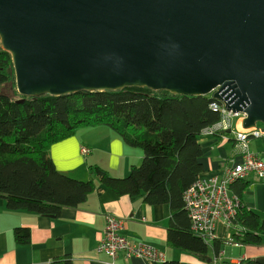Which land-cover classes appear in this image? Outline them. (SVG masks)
<instances>
[{"label":"water","instance_id":"95a60500","mask_svg":"<svg viewBox=\"0 0 264 264\" xmlns=\"http://www.w3.org/2000/svg\"><path fill=\"white\" fill-rule=\"evenodd\" d=\"M0 44L21 96L211 94L264 132V0H0Z\"/></svg>","mask_w":264,"mask_h":264},{"label":"trees","instance_id":"16d2710c","mask_svg":"<svg viewBox=\"0 0 264 264\" xmlns=\"http://www.w3.org/2000/svg\"><path fill=\"white\" fill-rule=\"evenodd\" d=\"M214 102L221 105L211 94L179 96L148 88L24 97L17 90L12 56L0 44V199L10 211L42 216L79 208L95 191L96 182L60 173L49 151L81 129L107 127L125 144L140 149L144 158L126 178H113L100 167H91L98 182L120 197L143 199L149 206L169 205L171 247L198 259H212L211 264H231L218 263L224 255L219 238L208 243L192 231L184 202V194L204 172L202 133L221 118L210 109ZM246 190L244 185L235 192L242 199ZM229 229L233 245L264 246V219L256 212L241 206ZM30 233L16 229V242L29 244ZM55 264L73 262L64 259ZM236 264L259 263L248 258Z\"/></svg>","mask_w":264,"mask_h":264},{"label":"crops","instance_id":"0c3cea01","mask_svg":"<svg viewBox=\"0 0 264 264\" xmlns=\"http://www.w3.org/2000/svg\"><path fill=\"white\" fill-rule=\"evenodd\" d=\"M234 129L225 136H202L201 163L204 172L199 179L220 174L240 160L241 152L236 145ZM83 148L89 149L90 153L83 155ZM250 149L264 157V136L251 139ZM49 155L57 171L77 181H94L96 189L79 208H64L59 216L10 211L6 201L0 199V264H55L64 259H70L73 264H155L150 259H128L124 255L113 260L98 252L108 216L123 221L121 235L129 242L161 252L165 262L212 263V259H198L168 244L172 219L169 205L149 206L143 199L117 196L93 176L90 169L97 166L113 178H126L132 168L140 166L143 161V152L125 144L112 129H81L74 137L53 145ZM244 185H247V190L243 192L242 206L264 219V180L252 177L239 181L231 187V193L237 194L235 190ZM19 228L30 230L29 244L19 245L16 242L14 232ZM217 234L223 242L224 253L218 263L236 264L244 259L264 257V246L231 244L233 231L222 224L218 226ZM225 245L231 247L230 253L225 251ZM210 258L215 257L210 255Z\"/></svg>","mask_w":264,"mask_h":264},{"label":"built area","instance_id":"2783aa9c","mask_svg":"<svg viewBox=\"0 0 264 264\" xmlns=\"http://www.w3.org/2000/svg\"><path fill=\"white\" fill-rule=\"evenodd\" d=\"M210 109L220 114V121L205 129L202 136H216L231 132L234 129L236 145L241 152L240 160L232 167H227L220 174L212 175L207 179H198L184 194L185 209L191 222L194 233L210 243L218 238L217 228L220 224L226 228L233 227L241 206L238 195L231 193V187L252 177L264 180V157L250 149V140L264 136L263 127L257 125L251 129L243 128L245 115L229 111L224 104L214 102ZM83 155L90 150L82 149ZM123 221L112 216L107 217L104 238L98 252L108 255L115 260L119 255L125 258H146L160 263L164 255L157 250L144 245H134L129 242L121 231ZM238 246V245H237Z\"/></svg>","mask_w":264,"mask_h":264},{"label":"rangeland","instance_id":"374dc122","mask_svg":"<svg viewBox=\"0 0 264 264\" xmlns=\"http://www.w3.org/2000/svg\"><path fill=\"white\" fill-rule=\"evenodd\" d=\"M231 247H228L227 245L225 246V251H227L228 253H230Z\"/></svg>","mask_w":264,"mask_h":264}]
</instances>
